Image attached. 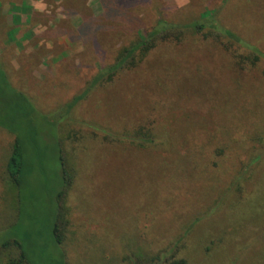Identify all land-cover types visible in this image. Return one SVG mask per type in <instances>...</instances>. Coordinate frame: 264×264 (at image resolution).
I'll return each instance as SVG.
<instances>
[{"label":"rangeland","instance_id":"obj_1","mask_svg":"<svg viewBox=\"0 0 264 264\" xmlns=\"http://www.w3.org/2000/svg\"><path fill=\"white\" fill-rule=\"evenodd\" d=\"M160 21L183 41L90 90L60 127L75 182L51 264H264V0H0V73L53 116ZM35 125L21 230L34 241L61 188L52 129ZM13 143L0 128V243L18 215ZM18 256L0 250V264Z\"/></svg>","mask_w":264,"mask_h":264},{"label":"trees","instance_id":"obj_2","mask_svg":"<svg viewBox=\"0 0 264 264\" xmlns=\"http://www.w3.org/2000/svg\"><path fill=\"white\" fill-rule=\"evenodd\" d=\"M206 25L198 22L190 28H193L197 32H203L206 30L216 31L228 39H234L232 35L218 32L213 28H207ZM158 27L159 29L157 28V31L152 32L147 35V37H141L138 43L133 44L130 48L124 49L120 53L118 61L113 66L109 67L107 70L104 69L101 71L81 95L75 97L70 103L61 107V109L53 116L38 113L33 102L23 93L14 90V88L7 83L4 75L0 73V128L9 131L14 138L12 153L7 164V173L16 187L18 200V215L16 221L5 230L6 238L0 243V250L5 251L16 249L19 252V256L14 260H11L10 264H39L40 257L44 254L40 253L39 257H36L35 255L37 252L36 243H38L37 239L39 238L43 240V247L48 251V264L53 262V255L49 250L51 245L58 247L63 246L66 237L64 226L70 225L71 216V210L67 205V193L68 190L74 186L75 179L69 172L66 158L64 157V150L60 139V127L62 124L71 125L74 122L72 119V112L84 99H86L90 90L96 88L98 85H104L111 82L120 72L130 70L131 66H135L138 62H143L149 53L152 52L161 42L169 41L176 36H178V41H183V31L174 32V30L168 28L163 21L159 22ZM138 57L140 59L139 61H136ZM39 118H42L44 121L46 120L52 129V137L54 138L53 141L55 143L54 151L55 154H57L56 157L59 165V180L61 188L55 195V212L54 217L50 220V227L46 233L47 236L39 233L35 235L34 241L32 236L26 235L28 233L23 235L21 232L23 226L22 194L27 179L32 174V156H38L39 160L42 159V147L38 142L39 131L35 125V121ZM150 138V135H144L142 139H139L140 144H152ZM31 149L33 155L30 154ZM259 160H261V157L258 161ZM169 261L168 264H188L186 259H178L176 256H172ZM41 262L42 264H46L44 261Z\"/></svg>","mask_w":264,"mask_h":264}]
</instances>
